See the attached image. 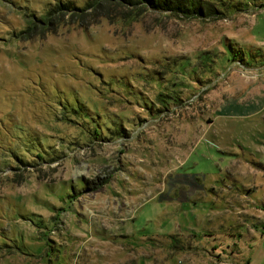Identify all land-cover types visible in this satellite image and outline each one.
I'll return each instance as SVG.
<instances>
[{
	"label": "rangeland",
	"instance_id": "rangeland-1",
	"mask_svg": "<svg viewBox=\"0 0 264 264\" xmlns=\"http://www.w3.org/2000/svg\"><path fill=\"white\" fill-rule=\"evenodd\" d=\"M60 1L0 0V264H264V0Z\"/></svg>",
	"mask_w": 264,
	"mask_h": 264
},
{
	"label": "trees",
	"instance_id": "trees-1",
	"mask_svg": "<svg viewBox=\"0 0 264 264\" xmlns=\"http://www.w3.org/2000/svg\"><path fill=\"white\" fill-rule=\"evenodd\" d=\"M116 3L125 7H136L140 9L153 10L159 12H170L179 17L204 16L213 11L204 12L202 0H88L85 6H77L71 2H58L51 4L44 14L35 16L33 13L29 19V26L21 30L17 35L30 39L37 35H44L53 30L59 22L61 16H78L85 20L88 16L86 12L90 10L98 11L104 3ZM241 264H249L247 261Z\"/></svg>",
	"mask_w": 264,
	"mask_h": 264
},
{
	"label": "crops",
	"instance_id": "crops-1",
	"mask_svg": "<svg viewBox=\"0 0 264 264\" xmlns=\"http://www.w3.org/2000/svg\"><path fill=\"white\" fill-rule=\"evenodd\" d=\"M252 109H254V108H252ZM252 111H255V109ZM261 212H262L261 214L257 213V214L252 215V216L255 219H257L259 223L262 220L261 221L262 226H254V228H252L251 231H249L250 239H251V241L256 242L255 245H257V247H258V245L264 243L263 242V240H264V210H261ZM263 255H264V252H263ZM247 262L249 264H260L259 262L256 263L254 261L253 257L252 258L250 257L249 259H247Z\"/></svg>",
	"mask_w": 264,
	"mask_h": 264
}]
</instances>
